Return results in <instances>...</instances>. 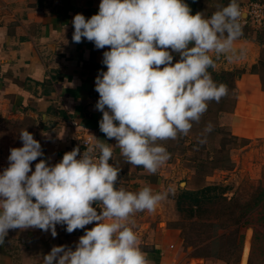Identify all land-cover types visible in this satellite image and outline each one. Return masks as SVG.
Returning <instances> with one entry per match:
<instances>
[{"label": "clouds", "instance_id": "1", "mask_svg": "<svg viewBox=\"0 0 264 264\" xmlns=\"http://www.w3.org/2000/svg\"><path fill=\"white\" fill-rule=\"evenodd\" d=\"M98 8L90 18L73 17L72 41L109 49L102 58L107 70L95 78V108L102 113L100 131L115 145L91 135L82 154L77 146L53 165L23 129V146L9 150L0 172V246L9 230L39 229L55 238L57 225L69 234L95 225L74 249L53 246L42 264H151L131 218L154 212L171 190L118 186L122 168L110 163L114 148L126 163L156 174L170 158L160 142L187 136L209 103L229 94L209 69L221 56L239 58L235 42L244 13L238 0L211 16L193 15L185 0H100ZM213 127L209 122L204 133Z\"/></svg>", "mask_w": 264, "mask_h": 264}, {"label": "crops", "instance_id": "2", "mask_svg": "<svg viewBox=\"0 0 264 264\" xmlns=\"http://www.w3.org/2000/svg\"><path fill=\"white\" fill-rule=\"evenodd\" d=\"M245 1L250 3L258 0H238V3ZM1 2L5 7L0 12V114L28 117L34 122L36 138L44 152L42 158L47 159L49 164L58 163L66 152L75 148L76 138L84 130L115 145L114 139L108 140L100 131L102 113L95 108L99 99V94L95 91V78L100 70H107L102 64V58L103 52L109 49H96L86 39L81 43L72 41L73 17L78 13L86 18L97 14L100 0ZM185 2L192 9L193 15L199 11L211 16L218 6L223 3L227 5L229 0ZM263 45V41H253L244 34L235 42L239 58L229 61L221 56L216 60L215 70L210 71L230 73L243 66L241 70L245 71L242 77H237L243 92L238 101L240 108L246 105V96L255 97L264 104L259 74L252 71V67L257 64H254L255 55L262 54L259 46ZM177 59L179 57L175 56L174 62ZM256 112L259 117L255 124L264 127V123L258 121L263 115L259 110ZM238 114L234 118L237 135L253 137L264 130L247 128L244 118H240ZM73 121L77 126L72 125ZM169 161L170 158L153 176L142 168L126 163L119 148H114L111 160L122 168L118 186L127 185L138 191L141 187L150 185L158 192H162L164 188L158 175L164 173ZM58 227L59 225L57 233ZM173 234L168 229H157L150 233L146 241L140 240L151 264H203L191 259L180 261L178 251H174L178 236ZM59 245V236L53 238L50 232L39 229L9 230L4 245L0 246V264H42L41 257L50 252L53 246Z\"/></svg>", "mask_w": 264, "mask_h": 264}, {"label": "rangeland", "instance_id": "3", "mask_svg": "<svg viewBox=\"0 0 264 264\" xmlns=\"http://www.w3.org/2000/svg\"><path fill=\"white\" fill-rule=\"evenodd\" d=\"M248 3L245 1L242 4ZM3 7L0 0V12ZM250 24L248 22L247 27L243 28L247 29L243 33L253 41L264 42V32L253 29ZM259 47L262 54L255 55L254 64L264 60V45ZM242 68L239 66L230 73L222 71L230 82L229 94L219 103L210 102L200 122L193 124L187 136L161 142L170 153V161L164 173L158 176L163 181L162 192L171 191L154 212H137L131 218L130 226L140 240L146 241L150 233L157 229H168L175 237L177 235L174 251H178L180 261L191 259L203 264H240L245 242L248 241L250 252L247 264H264V201L248 213L245 218L247 226L239 234L233 233L236 225L233 224L234 216L229 215L231 207L253 206L255 198L264 190V130L253 137L240 136L237 135L234 120L239 113L240 118H244L247 123V128L264 129L255 124L259 117L257 110L263 115L258 121L264 123V104L259 99L246 96V105L239 107V96L243 93L238 84L240 79L231 73ZM258 69L261 90L264 92V68ZM220 109L223 112H219ZM209 122L214 126L213 131L204 133ZM23 129L32 133L37 140L35 124L30 118L0 114V172L8 166L9 150L23 146L19 138ZM201 140L204 142L201 143ZM39 159L32 163L33 171ZM209 185L224 190L221 197L205 205L210 211L204 213L203 217L190 219L178 210L177 195L182 190H198ZM124 188L135 192L127 185ZM58 231L60 245L73 249L83 235V229L69 234L65 226L61 225ZM241 235L242 238H239ZM166 239L170 240L168 234ZM242 239L241 245L239 241Z\"/></svg>", "mask_w": 264, "mask_h": 264}, {"label": "trees", "instance_id": "4", "mask_svg": "<svg viewBox=\"0 0 264 264\" xmlns=\"http://www.w3.org/2000/svg\"><path fill=\"white\" fill-rule=\"evenodd\" d=\"M261 41V40H260ZM262 43V42H260ZM264 68V60H260L258 64L254 65L252 67V71L259 74L258 68ZM211 71V68L209 69ZM245 70H237L235 73H231V75H235L237 77H240L242 73ZM212 77L217 82H222L228 86V89L230 90L227 74L224 73H217V72H211ZM230 78V77H229ZM263 81V79H262ZM233 89V88H232ZM264 90V88H263ZM219 112H223L222 109L219 110ZM224 189H221L219 186H205L198 190H182L177 195V208L181 212H184L187 214L188 218H201L203 217V214L207 211H210L208 208H206L207 204H211L216 198H219L222 196V191ZM264 201V190L260 193L259 196L255 198V203L253 206H237L236 208L231 207L229 211L230 216L233 217V224L236 225V229L233 230V233H240L246 226H247V220L245 219L248 213L256 206L260 205ZM223 234L222 236H224ZM239 238H242V235L239 236ZM242 245L243 239L239 241ZM239 244V245H240ZM237 245V246H239Z\"/></svg>", "mask_w": 264, "mask_h": 264}, {"label": "built area", "instance_id": "5", "mask_svg": "<svg viewBox=\"0 0 264 264\" xmlns=\"http://www.w3.org/2000/svg\"><path fill=\"white\" fill-rule=\"evenodd\" d=\"M241 10L244 13V16L241 23L243 26H247L248 22H250L251 27L258 31H264V2L257 1V2H250L247 5L240 4ZM73 126H77L75 121L71 122ZM94 135L89 130H84L79 134L76 138L75 147H79L81 154L85 150L87 144L92 142V136ZM110 163H112L110 161ZM120 177V174H119ZM93 225L90 224L89 226H85L86 228L83 229V235L86 229H89Z\"/></svg>", "mask_w": 264, "mask_h": 264}, {"label": "bare ground", "instance_id": "6", "mask_svg": "<svg viewBox=\"0 0 264 264\" xmlns=\"http://www.w3.org/2000/svg\"><path fill=\"white\" fill-rule=\"evenodd\" d=\"M249 252H250V246H249L248 241H246L245 245H244V248H243V252H242L241 264H247Z\"/></svg>", "mask_w": 264, "mask_h": 264}, {"label": "water", "instance_id": "7", "mask_svg": "<svg viewBox=\"0 0 264 264\" xmlns=\"http://www.w3.org/2000/svg\"><path fill=\"white\" fill-rule=\"evenodd\" d=\"M251 239V238H250Z\"/></svg>", "mask_w": 264, "mask_h": 264}]
</instances>
